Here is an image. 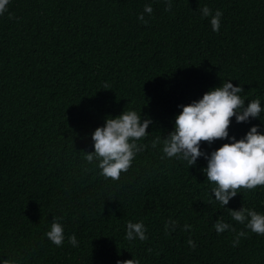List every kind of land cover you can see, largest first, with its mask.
I'll return each mask as SVG.
<instances>
[{
	"label": "trees",
	"instance_id": "obj_1",
	"mask_svg": "<svg viewBox=\"0 0 264 264\" xmlns=\"http://www.w3.org/2000/svg\"><path fill=\"white\" fill-rule=\"evenodd\" d=\"M171 4L165 11L166 0H10L0 15V261L264 264V235L229 214H264V186L241 188L223 206L203 157L190 166L162 152L178 105L222 82L243 87L245 105L259 98L264 108V0ZM204 6L223 13L219 32L202 17ZM129 110L153 121L137 142L146 147L119 180L105 179L84 152L94 151L91 135L106 117ZM252 126L264 134V112L248 122L233 117L229 137ZM229 142H202L201 150ZM53 217H62L61 247L45 235ZM220 219L235 231L218 234ZM129 221H142L148 239H125ZM240 231L247 235L233 246ZM73 234L78 247L68 242Z\"/></svg>",
	"mask_w": 264,
	"mask_h": 264
},
{
	"label": "clouds",
	"instance_id": "obj_2",
	"mask_svg": "<svg viewBox=\"0 0 264 264\" xmlns=\"http://www.w3.org/2000/svg\"><path fill=\"white\" fill-rule=\"evenodd\" d=\"M10 0H0V15L8 11ZM171 0H166L165 11H171ZM202 17L210 18V24L214 32H219L223 13L204 6L199 9ZM144 12L151 14L153 8L145 5ZM11 19V14L9 15ZM138 19L147 24L144 14ZM231 81V80H230ZM230 81L222 82L218 86L205 92L199 100L187 105H178L182 110L175 116L174 130L166 138H163L162 152L167 158H178L190 166L197 163L198 158L203 157L207 166L202 169L207 180L213 183L211 193L215 200L226 206L234 198L241 188L254 190L257 186H264V134L258 130V126H252L246 135L237 140L229 137L231 120L235 117L237 123L248 122L249 118L260 119L264 112L259 98L251 100L245 105L241 93L243 87L234 86ZM153 121L150 118L141 117V113L129 110L115 118L108 116L102 127H97L91 135L94 151L84 152L88 163L98 162L100 175L105 179L117 181L122 172H127L131 167L135 156L145 149V145L137 142L145 138L149 133L147 129ZM230 140L210 154L201 150V143L211 145L216 140ZM160 140H154L152 147L155 148ZM233 220L245 225L252 233L264 235V214L255 210L241 208L229 209ZM62 217H53L50 230L46 237L57 247L63 246L65 236L64 228L60 222ZM176 221H171V225ZM190 225L185 224V230H190ZM213 227L216 232L223 233L225 230L235 231L230 224L218 220ZM146 227L144 223L129 221L125 239L145 241ZM165 231H169V224H165ZM245 231L237 233L233 246H236L240 238L246 237ZM68 242L73 247H78L75 234L68 237ZM188 245L195 248V242L188 240ZM151 251V249H149ZM0 264H16L14 260L3 259ZM116 264H140L137 259L117 260Z\"/></svg>",
	"mask_w": 264,
	"mask_h": 264
}]
</instances>
